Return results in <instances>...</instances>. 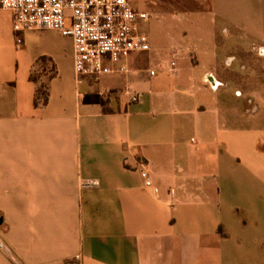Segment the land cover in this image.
Returning <instances> with one entry per match:
<instances>
[{"label":"crops","instance_id":"1","mask_svg":"<svg viewBox=\"0 0 264 264\" xmlns=\"http://www.w3.org/2000/svg\"><path fill=\"white\" fill-rule=\"evenodd\" d=\"M130 2L99 78L0 5V264H264V0Z\"/></svg>","mask_w":264,"mask_h":264},{"label":"built area","instance_id":"2","mask_svg":"<svg viewBox=\"0 0 264 264\" xmlns=\"http://www.w3.org/2000/svg\"><path fill=\"white\" fill-rule=\"evenodd\" d=\"M0 5L13 12L18 43H22V32L30 29H55L71 36L79 76L99 78L111 71L105 63L107 56L117 60L152 46L141 31V21L148 13L136 9L130 0H0ZM142 176L147 186L159 191L146 170ZM81 184L91 188L99 186L100 181L85 178ZM0 248L8 250L1 240Z\"/></svg>","mask_w":264,"mask_h":264},{"label":"rangeland","instance_id":"3","mask_svg":"<svg viewBox=\"0 0 264 264\" xmlns=\"http://www.w3.org/2000/svg\"><path fill=\"white\" fill-rule=\"evenodd\" d=\"M7 248H8V247H7ZM3 250H4V249H3ZM5 251H7V252H8V251H9V249H8V250H5Z\"/></svg>","mask_w":264,"mask_h":264}]
</instances>
